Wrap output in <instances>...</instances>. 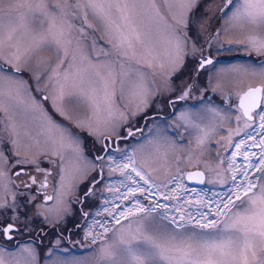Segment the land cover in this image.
I'll return each instance as SVG.
<instances>
[{
    "label": "snow or ice",
    "instance_id": "obj_1",
    "mask_svg": "<svg viewBox=\"0 0 264 264\" xmlns=\"http://www.w3.org/2000/svg\"><path fill=\"white\" fill-rule=\"evenodd\" d=\"M164 5L169 9L170 19L155 3H152L151 7L155 9L156 17L159 18L158 23H162L167 36L165 55L171 64V71L167 74L171 77L182 67L185 48L192 39L189 35L192 26L202 23L196 16L200 0H164ZM173 8L178 11H172ZM145 9L146 6L138 3V0H55V3H50L49 0H0V85L11 84L15 87L17 96L27 95L30 100L29 110L33 113L38 112L48 126L46 131L55 134L62 149L70 151L67 164L63 152H53V155H59V163L55 166L59 168L61 189H65L64 173L68 166L76 165V171H82L80 164L86 167L91 163L84 155L80 133L88 131L89 135H96L97 138L102 135L99 131V122L94 125L91 117L82 119L79 114L74 113L73 105L78 107L82 103L87 105L93 102L95 97L92 93L96 91L95 86L102 83L108 117H113L114 108H122L120 116L127 122L149 107L153 103L152 97L158 94V90H154L149 80L148 71L141 61L136 59L135 49L124 32L125 27L129 28L136 36L137 42H142L137 27L143 19ZM114 12L119 14L118 21L114 18ZM219 12L227 18L226 23L264 28V0H222ZM80 14L84 24L78 26L75 21L81 19ZM89 15L99 22L106 36L109 33H118V36H113L109 40L108 47L99 45L94 36L91 44L88 43L90 35L88 29L94 28L92 24L87 23ZM74 32L75 49L72 47ZM246 42L257 54L264 55V36L249 35ZM81 44L87 47H81ZM125 44L127 48L124 47ZM129 49L132 50L131 54ZM44 50L59 59L55 68L51 67L50 60L45 61L37 56L38 52ZM193 51H196L195 47ZM84 61H87V64ZM101 62L106 74L95 70ZM206 64H212V60L202 59L200 67L203 68ZM152 66L151 62L147 65L148 68ZM224 71L221 70L220 78ZM229 71L243 72L245 75L264 80V63L259 66L233 68ZM61 72L63 83H60ZM25 73L28 74L27 77ZM53 80L59 84L58 94L51 97L53 106L56 112L68 121L67 124L57 122L45 110L40 99L32 94L33 85L36 86L37 93L48 92ZM41 84L44 86L40 87ZM163 84L166 90H171L170 79L163 81ZM217 86L219 87V84ZM189 94L185 91L179 98L184 99ZM0 95H3L2 91ZM262 97L264 88L255 87L250 88L240 98V106L249 119H252L250 115L252 108L264 104ZM49 98V95L43 96L44 101ZM245 100L249 103L245 104ZM181 119L194 117L182 116ZM260 120L262 122L260 127L264 130V114L260 115ZM110 122L104 121L105 124ZM128 134L133 133L129 131ZM199 143L202 144L203 141ZM12 144L15 145V141H12ZM260 145L264 153V139L260 141ZM25 163L29 162L17 160L13 167ZM9 165L11 158L6 154L4 147H0V169ZM36 167L39 171L38 163ZM229 167L232 168V164ZM252 167L257 166L250 163L248 168ZM116 170H120L125 177L121 184L129 188L132 197H135L137 192L143 194L149 191L140 187L131 175L135 172L145 184L150 183L135 167L133 157L129 156L127 162L116 163L113 171ZM233 171L234 183L237 174H242L244 180L235 184V191H230L221 203L216 205L215 212H199L197 218L192 213L185 214L184 209L177 208L176 211L180 215L176 217L169 215L168 205H160L154 201V206L146 207L137 200L133 207L119 211V217L127 221V225L121 224L118 229H110L105 222L96 221L103 231L95 234L91 231L86 233L91 236V243L98 246V250L92 256H83L71 261L58 259L54 264H264V154L259 161L257 175L249 178L246 169L242 172L240 169ZM4 174L0 171V176ZM50 174L49 172L48 175ZM16 175L19 176L20 173L17 172ZM194 175L202 176L201 173ZM126 181H131L136 187H130ZM32 183H36L34 177ZM47 184L46 175L42 187H47ZM73 190L75 189L68 186L62 194ZM92 192L93 189H89L85 193V199ZM241 192L243 197L240 195ZM120 198L130 199L125 194H121ZM147 198L146 196L145 199ZM46 199L52 200L53 197L48 196ZM62 204L61 200L55 208H48V212L56 213L57 218L62 219L65 211ZM36 207L40 209L45 205ZM0 208L11 209L16 213L11 222L6 225L0 224V236L11 240L12 233L18 230L20 223L19 207L15 203V197L11 205L5 201L4 204H0ZM39 215L37 211L31 219ZM108 215L112 216L117 224L121 223L112 212ZM47 220L45 217V222ZM190 224L196 227H188ZM27 226L25 222L24 227ZM108 233L112 235L109 236ZM5 255L8 257V264H41L42 259H51V252L47 257H41L33 247L18 250L0 248V264H5Z\"/></svg>",
    "mask_w": 264,
    "mask_h": 264
},
{
    "label": "rangeland",
    "instance_id": "obj_2",
    "mask_svg": "<svg viewBox=\"0 0 264 264\" xmlns=\"http://www.w3.org/2000/svg\"><path fill=\"white\" fill-rule=\"evenodd\" d=\"M49 2L55 3V0H49ZM138 3L146 6L143 19L137 27L142 42H137L136 36L129 28L125 27L124 32L135 49L136 59L140 60L148 71L149 80L154 90H158V94L152 97L153 103L149 107L127 122L120 116L122 108H114L113 117H108L102 83L95 86L96 91L92 93L95 97L93 102L87 105L82 103L78 107L73 105L74 113L79 114L82 119L91 117L94 125L99 122V131L102 133L99 138L96 135H89L88 131L80 133L84 155L91 163L86 167L80 164L82 171H76V165L66 168L65 189L71 186L75 190L62 194L65 189H61L59 168L55 166L59 163V155H53V152H63L67 164L70 151L62 149L55 134H49L46 131L48 126L40 114L29 110L30 100L27 95L17 96L15 87L11 84L0 85V91L3 92V95H0V147H4L6 154L11 158V165L0 169L5 173L0 176V204L6 201L11 205L15 197L20 213V223L15 232L19 234H13L15 237L25 239L39 235L42 238L41 244L27 240L12 248L4 246L0 248L18 250L33 247L37 249L41 257H47L51 252V259H42L41 264H54L58 259L71 261L83 256L90 257L98 250V246L91 243V236L86 233L91 231L95 234L103 231L95 223L96 221L105 222L110 229H118L121 224L127 225V221L119 217V211L113 213L114 208L115 210L131 208L137 200L146 207H152L155 201L160 205H168L169 215L178 217L180 213L176 209H184L185 203L195 202L194 195L197 192L192 190L190 194L184 193L185 172L202 171L207 183H224L227 164L221 155L225 142L222 131L229 129V125L223 123L221 114L217 110H210L208 106L200 102L184 106V102L179 97L184 93L185 76L191 68L190 60L193 64V60L202 55H205L206 60L213 59L214 63L209 68L219 72L218 77H221V70H225L220 79L221 82H225V86L229 84L230 87H240L243 80L244 82L246 80L243 78L248 75L229 70L249 65L259 66L264 63V55L257 54L246 42L249 35L264 36V28L226 23L227 18L219 12L222 0H200L196 16L202 23L194 24L191 28L189 35L192 39L185 48L180 71L168 77L171 64L165 55L167 36L162 23H158L159 18L156 17L155 9L151 7V4L155 3L170 19L169 9L165 7L164 0H138ZM172 11H178V9L173 8ZM80 15L81 19L75 21L78 26L84 24L82 14ZM114 18L118 21L119 14L114 12ZM87 23L94 26L93 29H88L89 44L94 36L99 45L108 47L109 40L113 36H118L115 32L106 36L99 22L91 15ZM72 47L76 48L75 32ZM81 47H87V45L81 44ZM124 47L127 48V44ZM193 47L196 51H193ZM131 51L129 49V54ZM95 55L94 52L93 57ZM37 56L45 61L50 60L52 68L59 63V59L47 50L38 52ZM149 62L152 63V68L147 67ZM84 63L87 64V61ZM196 67L194 64L193 68L196 69ZM95 70L106 74L103 62L98 64ZM25 76L27 77L28 74L25 73ZM60 77V83H63V72ZM166 79L171 81V90H166L164 87L163 81ZM43 86V84L40 85V87ZM35 87V85L32 86V94L40 99L45 110L57 122L67 124L68 121L56 112L51 98L58 94L59 84L53 80L50 90L43 94L37 93ZM85 87L89 88L87 84ZM89 91H91L90 88ZM44 95H49L50 98L44 101ZM134 107L133 105V110ZM182 116L194 117V119H181ZM107 120L111 122L105 124L104 121ZM129 131L133 133L127 138L129 140L116 139L119 136H126ZM86 135H89L91 139H87ZM201 140L202 144L199 143ZM12 141H15V145ZM103 144L107 146L108 153L101 157L100 155L104 152ZM129 156L134 158L137 170H140L150 181L149 184H145L135 175V172L131 173L140 187L149 189L143 194L137 192L135 197H132L128 187L122 186L121 181H124L125 177L122 176L121 171H113L116 163L127 162ZM97 158L99 160H96ZM17 160L29 163L13 167ZM33 161L39 164V171L36 163H31ZM20 169H24V172L19 176L14 175V172ZM49 172L50 175H48ZM46 175L48 184L47 187H42ZM33 177L36 180L35 184L32 183ZM126 183L132 188L136 187V184L131 181ZM89 189H93V192L85 199V193ZM41 191H44L47 196L51 195L53 199L45 202L47 200L44 198L43 201L44 194H41ZM121 194L128 195L130 199H121ZM146 196L147 199H145ZM82 197L85 200L81 204L82 212L87 213L84 221L79 208ZM61 200L65 211L63 218L58 219L56 213L48 212V208H55ZM37 205H45V207L37 209ZM37 211L40 215L31 219ZM109 212L117 216L121 223L117 224L108 215ZM14 215L16 213L11 209L0 208V224L6 225L11 222ZM45 217L48 218L47 222ZM26 218H28L27 221ZM25 222L28 224L27 227H24ZM76 223H82L83 227L79 229L78 234H71L68 242L65 239L66 234L58 237L56 229L52 227V225L59 226L60 230L65 232L69 227L74 228ZM188 227L196 226L190 224ZM40 229L47 233L43 236L35 234ZM196 230L199 231L198 228ZM108 235L112 234L108 233ZM4 260L5 264H8L7 255L4 256Z\"/></svg>",
    "mask_w": 264,
    "mask_h": 264
},
{
    "label": "flooded vegetation",
    "instance_id": "obj_3",
    "mask_svg": "<svg viewBox=\"0 0 264 264\" xmlns=\"http://www.w3.org/2000/svg\"><path fill=\"white\" fill-rule=\"evenodd\" d=\"M202 59L206 60L205 55H202V57H196L195 60H193V64L192 60H190L189 64L191 68L186 75L187 77L185 76L184 83V92L188 91L190 94L184 99H181V101L184 102V106L188 104L193 105L200 102L208 106L210 110H217L221 114L223 123L229 125V129L222 131V138H224L225 142L224 148L221 151V155L227 164V172L225 174L224 183H207L206 177L202 171L200 172L202 177H199L198 181L190 179L186 172L184 174V193L188 192L190 194L192 190L197 191L194 195L195 202H187L184 204V212L185 214L192 213L194 216H197V218L199 212H215L216 205L221 203V201L228 195L230 191H235V184H239L244 180L242 174H237V179L234 183L232 180V176L234 174L233 169H240L241 172L246 169L248 171L249 178H251L257 175V167L259 166V161L262 154H264L262 153V146L260 145V141L264 139V134H262L264 133V130H262L260 127L262 123L260 120V115L264 114V104H260L258 107L252 108L250 112L252 119H249L248 116L244 115V110L240 106V98L244 96V94L248 92L250 88H264V80H261L259 77L245 76L243 79L246 80L245 82L243 80V83H241L242 85L240 87H230L229 84L225 86V82H221V78L217 75L219 72H214L210 70L211 68H209L214 63L213 59L209 58L212 60V64H208V66L201 68L200 63ZM194 64L197 66L196 69L193 68ZM218 84L219 87L217 86ZM171 100L173 101V99ZM248 103L249 101L245 100V104ZM128 133L126 136H119L116 139H127L131 137L132 135H129ZM116 139L114 141H116ZM237 145H240V147L238 148ZM116 147L117 143L115 142V148ZM106 150L107 146L103 144L104 152L100 155L101 157L108 153ZM246 156L248 159H245ZM96 160L99 159L97 158ZM250 163L257 167L248 168ZM230 164H232V168L229 167ZM17 172L23 173L24 169H20L19 171L17 170ZM17 172H14V175H16ZM106 181H108V179ZM44 182L45 181L42 182V185ZM40 193L44 194V191H41ZM240 195L243 197V192H241ZM48 196L44 194L43 201L44 198L46 199ZM233 199H235L234 196ZM49 201L50 200H47L45 202ZM84 202L85 200L82 197L79 206L80 212L83 214L82 221L87 218V215H85L86 213L82 212L81 207V204ZM224 202H226V200ZM120 210L123 209L117 208L115 211H113V213H116ZM185 218L187 219V215H185ZM52 227L56 229V234H58V237L59 235L62 236V234H66L65 239L68 242L70 241V235L78 234L79 229L83 227V224L76 223L74 228L69 227L65 232L61 231L59 226L52 225ZM46 233V231L40 229V231L36 232L35 234H41L43 236ZM13 234L19 233H12L11 240L0 236V246L12 248L19 244L25 243L27 240H30L36 244L42 243V238L39 235L20 239V237L17 238ZM11 242L12 245H10Z\"/></svg>",
    "mask_w": 264,
    "mask_h": 264
},
{
    "label": "water",
    "instance_id": "obj_4",
    "mask_svg": "<svg viewBox=\"0 0 264 264\" xmlns=\"http://www.w3.org/2000/svg\"><path fill=\"white\" fill-rule=\"evenodd\" d=\"M195 173H200V171H198V170H194V171H191V172H187V176L190 177V174H192L190 179H193V180H197V181H198L199 177L195 176V175H194ZM201 177H202V176H201ZM46 200H47V199H46Z\"/></svg>",
    "mask_w": 264,
    "mask_h": 264
},
{
    "label": "trees",
    "instance_id": "obj_5",
    "mask_svg": "<svg viewBox=\"0 0 264 264\" xmlns=\"http://www.w3.org/2000/svg\"><path fill=\"white\" fill-rule=\"evenodd\" d=\"M85 137H87V139H91V137H89V135H86Z\"/></svg>",
    "mask_w": 264,
    "mask_h": 264
}]
</instances>
